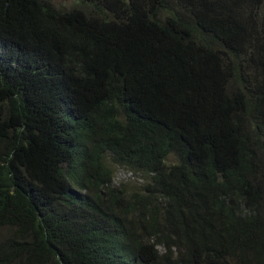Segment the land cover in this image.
Returning <instances> with one entry per match:
<instances>
[{
  "label": "trees",
  "instance_id": "trees-1",
  "mask_svg": "<svg viewBox=\"0 0 264 264\" xmlns=\"http://www.w3.org/2000/svg\"><path fill=\"white\" fill-rule=\"evenodd\" d=\"M0 264H264V0H0Z\"/></svg>",
  "mask_w": 264,
  "mask_h": 264
},
{
  "label": "rangeland",
  "instance_id": "rangeland-1",
  "mask_svg": "<svg viewBox=\"0 0 264 264\" xmlns=\"http://www.w3.org/2000/svg\"><path fill=\"white\" fill-rule=\"evenodd\" d=\"M55 6L60 8H69L71 7L76 0H50ZM115 171L114 178L116 183H122L126 186H131V184H140L141 180L132 174L121 170L117 167L113 168Z\"/></svg>",
  "mask_w": 264,
  "mask_h": 264
}]
</instances>
